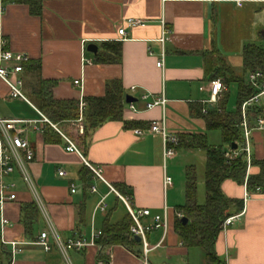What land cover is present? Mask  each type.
Segmentation results:
<instances>
[{"label": "crops", "instance_id": "1", "mask_svg": "<svg viewBox=\"0 0 264 264\" xmlns=\"http://www.w3.org/2000/svg\"><path fill=\"white\" fill-rule=\"evenodd\" d=\"M128 17H141L147 24L127 28L121 37L119 28ZM165 27L171 34L162 42ZM0 37L6 39L8 50L29 56L20 73L27 99L11 97L0 77V119L14 124L11 135L22 131L34 154L27 160L21 150L32 185L18 166L7 177L15 183L17 200L4 207L10 224L2 227L0 217L4 247L0 264H5V257L7 264H139L140 242L130 249L119 244L102 246L98 238L95 245L66 255L53 233L62 242L77 235L90 240L107 224L129 219L117 192L130 196L135 208L151 211L142 218L145 225L167 211V231L148 233L153 247L150 264H207L205 250L187 247L175 228L176 220L183 217L179 208L186 201V172L192 166L181 158L197 149L178 146L176 155L165 160L162 136L148 129L165 116L168 130L179 138L207 136L210 130L198 114L206 112L208 105L216 107L231 84L218 78L224 89L213 101L212 80L205 71L208 54L216 49L238 74H244V48L264 44V0H0ZM105 42L121 43L119 62L97 63L96 54L87 50L95 44L100 52ZM162 57L163 68L157 66ZM244 76L248 81L250 75ZM113 79L122 82L125 93L123 120L104 122L85 137V144L74 136L75 131L83 136L79 126H84V118L55 123L39 108L37 93L43 81L54 83L55 99L82 101L103 96L107 82ZM76 80L81 83L75 84ZM127 95L136 99L132 102L135 108L129 107ZM160 97L166 99L164 106L147 109L148 102ZM41 114L70 136L80 153L68 151L58 130L38 122ZM258 118L264 119V93L250 109L252 164L248 175L259 174L261 167L255 161L264 160V128H258ZM136 130L146 132L138 135ZM83 158L101 167L114 189L96 178ZM61 169L66 176H59ZM165 174L173 181L167 188ZM92 187L97 190L92 192ZM222 190L244 205L240 216L219 233L218 257L227 264H264V186L254 193L245 184L227 179ZM33 202L39 213L26 226L22 207ZM44 231L50 232V250L39 243ZM13 241L22 248L15 254Z\"/></svg>", "mask_w": 264, "mask_h": 264}, {"label": "trees", "instance_id": "2", "mask_svg": "<svg viewBox=\"0 0 264 264\" xmlns=\"http://www.w3.org/2000/svg\"><path fill=\"white\" fill-rule=\"evenodd\" d=\"M243 73L251 75L260 72L263 75L261 81L264 83V44H249L243 50ZM121 60V43H103L102 50L97 52L95 61L100 64L116 63ZM206 75L210 80L221 78L224 83L232 82L238 85V104L234 112L226 110L227 95L220 99L217 107L206 109L200 112L206 122L208 130H221L224 143L227 149L221 146H211L208 144L206 134L188 135L186 139L179 138L178 146L183 145L188 149H203L206 152L207 161L205 168V192L204 203H199L197 198V176L194 166H190L186 172V201L179 211L188 219L187 223L182 218L176 220L175 228L187 247H200L205 250L207 264H218L221 259L218 257L215 244L222 224L229 216L242 211L244 201L227 197L222 184L227 179H232L239 184H245L249 190L264 186V160L255 161L261 167V172L257 175H248V165L245 155L240 152L232 155L233 144L240 148L243 142L241 106L243 102L253 97L256 90L247 81L244 74H238L216 49L208 54L205 66ZM54 83L42 82V88L38 90L39 108L53 122H65L77 120L79 118L80 101L70 99H55L52 94ZM86 107L84 110V133L78 136L85 144V137L89 133L109 120H123V109L125 105V93L122 82L113 79L107 82L106 91L103 96L85 98ZM48 132V131H47ZM46 132V134H47ZM23 220L25 225H32L39 213L36 203L23 205ZM129 219L121 223L107 224L103 235L100 237L102 246L119 244L132 249L139 243L131 236V226L133 220L128 213ZM4 252V247L0 233V255Z\"/></svg>", "mask_w": 264, "mask_h": 264}, {"label": "built area", "instance_id": "3", "mask_svg": "<svg viewBox=\"0 0 264 264\" xmlns=\"http://www.w3.org/2000/svg\"><path fill=\"white\" fill-rule=\"evenodd\" d=\"M147 24V21L141 17H128L124 19L122 22L121 27L119 28V35L121 37H124L127 33V28H134L139 26H145ZM171 34V30L168 28L163 29V37L161 38L162 42L167 41L170 39L169 35ZM7 41L3 37H0V77L5 81L9 88L10 96L13 98H22L27 99L22 91L23 81L20 77V73L23 70V66L26 62L29 61V56L20 53V52H13L6 48ZM152 54V53H151ZM86 62L90 63V60H85ZM157 66L163 68L164 66V59L163 57L157 62ZM263 78V75L260 72H255L250 75V83L251 85L258 90V92L251 97L250 99L243 102L241 106V115L242 120L240 123V127L242 129L243 134V142L240 145L239 149H235L232 151V155H238L240 152H242L245 155L247 165L248 167L252 164V156H251V134H252V127L249 123V117H250V109L252 105H254L260 98V96L264 93V83L261 81ZM80 80H76L75 84H80ZM135 89V87H132ZM210 88L212 92V98L213 101H216V96L221 93V91L224 89V84L220 79L212 80L210 83ZM166 103V99L164 97H160L158 99H155L152 102H148L146 107L147 109L153 108L155 106L161 105L164 106ZM130 108H135L133 103L128 104ZM80 116L78 121L81 122L84 118V110L86 107L85 100L80 101ZM42 115V120L38 122H43L49 124L51 127L58 130L64 140L66 141V149L68 151L72 152H78L79 148L77 144L73 141V139L68 136L67 134L60 131L56 124L52 123L45 115ZM29 122V121H28ZM31 122V121H30ZM258 128L262 129L264 128V119L258 118ZM0 124L3 125V131L0 133V217H1V223L2 227H5L10 224L9 219H7L4 215V207L8 202H13L17 200V194L15 192V183L7 181V177L11 175L18 166L27 181L30 185L31 179L28 175V173L25 170V163L23 156L21 155V150L25 151L26 153V159L32 160L34 157L33 151L30 148L29 141L27 139H24L21 136L22 131L18 130L16 135H11L9 133V129L14 127V124L9 122L6 123V121L0 119ZM148 131L153 134H160L163 138V144H164V159L168 160L171 159L176 155V148L179 144V137L178 135L171 133L167 128V123L165 116H163L160 120H155L150 125ZM79 132H84V126L81 124L79 126ZM146 132V130H136V133L138 135H143ZM85 165L90 169L92 174L101 180L104 183H107L112 189V185L106 180L103 174V169L99 166H95L85 158H83ZM59 176H66L67 172L63 169L58 171ZM173 183L172 178L165 174L164 175V186L165 188L171 186ZM92 192H95L97 189L95 187L91 188ZM76 191V187L73 186L72 192ZM262 191V188L260 186L256 187L255 190H253L254 193H260ZM120 199L124 202L128 209V213L130 214L133 224L131 226L130 232L131 236L135 238L136 236L140 237V244H141V255L139 257V264H150L149 260V254L153 250V247L151 246L149 240H148V233L151 230L154 229H163L165 232L168 229V217H167V211L165 210V213L163 215L157 214L153 216V220L150 224L145 225L142 221L143 217L150 216L151 211L149 209H137L133 206L130 196H124L117 192ZM249 193L246 194V197H248ZM102 210H104V205H102ZM241 214H235L232 216H229L225 219V221L222 224V229H225L227 226L233 223V221L239 217ZM180 217L182 215L180 214ZM53 233L55 234L56 241L58 247L61 249V251L64 254H68V251L76 250V251H82L87 249L88 247L95 245L97 242V239L102 237L103 232L97 231L93 233L90 240H87L82 235H77L72 239H69L67 242H62L59 237L57 236L55 230H53ZM49 234L50 232L44 231L41 233L39 243L44 247L46 250H50L51 246L49 244ZM13 251L12 253L15 254L16 252H20L22 248L19 246L20 243L18 242H11ZM218 264H227L224 261H221Z\"/></svg>", "mask_w": 264, "mask_h": 264}, {"label": "rangeland", "instance_id": "4", "mask_svg": "<svg viewBox=\"0 0 264 264\" xmlns=\"http://www.w3.org/2000/svg\"><path fill=\"white\" fill-rule=\"evenodd\" d=\"M227 95V105L226 110L229 112H234L237 109L238 104V85L235 82L230 84V91L225 94ZM223 95L222 97H224ZM220 97L216 101V107L220 104ZM212 104V102H210ZM209 107V105H208ZM74 129V128H73ZM77 131L74 132V136H79ZM207 141L211 146H221L225 147L226 143L223 141L221 130H210L207 133ZM206 152L203 149H197L188 154V156L182 157L181 159L187 161L189 165H192L196 169L197 176V198L201 203L205 202V168H206ZM5 264H7V257L4 258Z\"/></svg>", "mask_w": 264, "mask_h": 264}, {"label": "water", "instance_id": "5", "mask_svg": "<svg viewBox=\"0 0 264 264\" xmlns=\"http://www.w3.org/2000/svg\"><path fill=\"white\" fill-rule=\"evenodd\" d=\"M87 50H88L89 52H91V53L97 54V52H98V46L95 45V44H90V45L87 47ZM135 100H136V99H135L133 96H131V95H127V96H126V102H127V103H132V102H134ZM233 148L236 149V148H237V145H236V144H233ZM182 221H183L184 223H187L188 219H187L186 217H182ZM134 239H135L137 242H140V237L136 236Z\"/></svg>", "mask_w": 264, "mask_h": 264}]
</instances>
